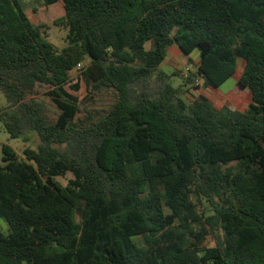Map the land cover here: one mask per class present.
I'll return each instance as SVG.
<instances>
[{"label":"trees","instance_id":"16d2710c","mask_svg":"<svg viewBox=\"0 0 264 264\" xmlns=\"http://www.w3.org/2000/svg\"><path fill=\"white\" fill-rule=\"evenodd\" d=\"M26 1L0 0V123L40 144L3 146L0 264H264V0H42L63 2L61 51ZM174 45L200 53L179 87L162 68ZM239 59L245 108L186 99ZM83 82L117 96L99 119L79 117Z\"/></svg>","mask_w":264,"mask_h":264},{"label":"rangeland","instance_id":"374dc122","mask_svg":"<svg viewBox=\"0 0 264 264\" xmlns=\"http://www.w3.org/2000/svg\"><path fill=\"white\" fill-rule=\"evenodd\" d=\"M24 10L29 19L32 20L34 24H44L48 27V40L58 50L61 51L66 46V36L68 34V30L65 26L56 25V22L64 17V6L62 1L58 2L55 5L47 6L43 3L42 0H29L24 3ZM193 54V60H186V65L188 66L189 71L186 67L184 70H179L172 64H167L168 67H165V70L169 74L175 73V76H173L170 81L173 86L179 87L180 85H182L183 82L188 79L185 77V73L191 75L195 71V61L198 60V53L195 52ZM174 55L178 58L182 56L179 51L174 53ZM244 67L245 61L243 59H239L237 74L230 78L229 81L220 89H207L203 86L201 80L199 81V84H196V81L193 82L191 88L194 89V91L186 95V99L191 101L196 97L199 98L206 96L216 109H221L226 105H229L233 108L236 107V105L239 107H246L251 101L249 91L241 90V92H236V90H239L237 84ZM80 74L81 72L78 69H75L71 72L72 84L78 82V76ZM200 91L204 93V96ZM44 94L45 88L39 87L37 89V95L35 97L45 102L48 108V116L50 120H54L58 116L59 110L49 98L45 97ZM74 94L78 96L79 101L81 102L82 113L79 115L81 119H83L86 115L87 109L99 112L97 114L99 115L97 119H99V117L103 115L105 111L109 110L113 106L117 98L115 92L109 89L97 90L96 92L90 93L87 85L84 82L81 84L80 91L74 92ZM0 105L4 108L7 106L6 97L1 91ZM39 144L40 138L36 132H27L21 137L14 139L6 131L5 127L0 123V165H4V145L10 146L20 158H23V152L25 148L29 147L33 150H37ZM73 178V174L68 173L65 177H60L57 180L63 185H66ZM199 211H203L202 206H199ZM0 229L6 231L7 226L3 222H0ZM210 244L212 243L210 242Z\"/></svg>","mask_w":264,"mask_h":264},{"label":"crops","instance_id":"0c3cea01","mask_svg":"<svg viewBox=\"0 0 264 264\" xmlns=\"http://www.w3.org/2000/svg\"><path fill=\"white\" fill-rule=\"evenodd\" d=\"M182 55L181 57H176L174 55V53L178 52ZM195 53V52H194ZM196 53H198V60L195 61L196 66L199 64V60H200V53L199 51H196ZM193 55H190L189 57L185 56L183 54V52L180 50V48L176 45L170 47L169 52H168V57L166 59V61L164 62V64L162 65V68L165 70V67H168L167 64H172L174 66H176L179 70H184L185 67L188 69V66L186 65V60H193ZM196 69V68H195ZM194 69V70H195ZM166 71V70H165ZM167 72V71H166ZM173 72V71H172ZM184 72V71H183ZM168 73V72H167ZM169 74V73H168ZM170 74H175V73H170ZM201 82L203 83V81L201 80ZM190 90L189 92L186 93V95H188L189 93H191L192 91H194V89L191 88V85L188 87ZM207 89H212V88H207ZM214 89V88H213ZM201 93H203L202 91H200ZM250 93V92H249ZM204 96V93L202 94ZM242 96V95H241ZM205 98H207L206 96H204ZM197 98V97H196ZM250 99H251V94H250ZM252 100V99H251ZM251 103V101H250ZM249 103V104H250ZM243 106H240L239 108H242ZM245 108V107H243Z\"/></svg>","mask_w":264,"mask_h":264},{"label":"built area","instance_id":"2783aa9c","mask_svg":"<svg viewBox=\"0 0 264 264\" xmlns=\"http://www.w3.org/2000/svg\"><path fill=\"white\" fill-rule=\"evenodd\" d=\"M81 68H82V64H79V65L76 67V69H78V70H80ZM187 70L189 71V69H187ZM185 77H186V78L189 77L188 73H185ZM196 84H199V80H196Z\"/></svg>","mask_w":264,"mask_h":264}]
</instances>
